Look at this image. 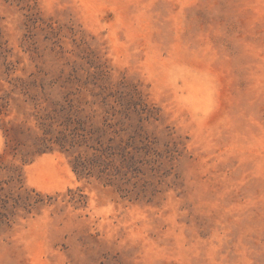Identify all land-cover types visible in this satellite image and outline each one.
Instances as JSON below:
<instances>
[{
	"label": "rangeland",
	"instance_id": "1",
	"mask_svg": "<svg viewBox=\"0 0 264 264\" xmlns=\"http://www.w3.org/2000/svg\"><path fill=\"white\" fill-rule=\"evenodd\" d=\"M17 79L107 134L130 194L11 153V101L0 264H264V0H0Z\"/></svg>",
	"mask_w": 264,
	"mask_h": 264
},
{
	"label": "trees",
	"instance_id": "2",
	"mask_svg": "<svg viewBox=\"0 0 264 264\" xmlns=\"http://www.w3.org/2000/svg\"><path fill=\"white\" fill-rule=\"evenodd\" d=\"M40 87L42 91L38 93L37 82L17 79L12 93L23 96L24 100L13 98L11 94L0 97V117L7 115L11 101L17 104L24 116L21 121L15 118L3 122L10 152L20 153L25 158L54 150L66 152L73 157L71 165L76 174L86 178L97 177L110 185H117L126 195L130 194L125 188L129 181L127 173L123 171L125 167L116 166L113 159V153L116 152L114 146L103 143L107 134L101 130L88 129L73 108L50 101L45 88ZM31 119H34V125ZM76 153L78 155L74 156Z\"/></svg>",
	"mask_w": 264,
	"mask_h": 264
}]
</instances>
